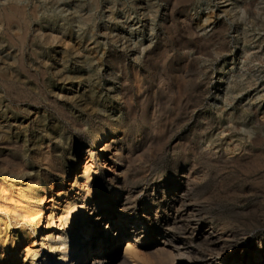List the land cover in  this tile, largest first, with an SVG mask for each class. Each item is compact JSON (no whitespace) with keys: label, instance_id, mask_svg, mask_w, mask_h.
Segmentation results:
<instances>
[{"label":"rangeland","instance_id":"1","mask_svg":"<svg viewBox=\"0 0 264 264\" xmlns=\"http://www.w3.org/2000/svg\"><path fill=\"white\" fill-rule=\"evenodd\" d=\"M188 2V18L190 19L194 32L199 35V37L208 39L213 30L221 29L219 41L223 46L221 48H216L218 50L213 47L210 49L211 52L209 55L202 57L197 55L195 51L193 52V50L187 52L188 55H185V57H189L190 59L197 58L198 56V59H196L198 61L194 63L196 73L191 74L193 80V77H195L193 81L194 86H188L187 88V95L191 94L192 98L188 104L185 102L181 105L182 107L176 109L173 100L170 102V106L166 107L162 105L159 108L160 112L157 113L160 135H147L148 137L146 138L144 134L147 132H142L141 139H139L135 145L130 143L133 149H139L137 154H142L144 157L147 156L142 161L140 160L137 162V165L140 166L143 173H141L140 179L135 183L136 185L134 184L131 188L133 191L142 190V194L144 195L136 202V210L139 216L148 214L153 220L156 216L155 210L157 206L149 205H153L154 202L156 203L154 200L156 196L165 197L167 187L180 186L186 179H189L188 177L191 176L194 179L199 175V169L193 174L187 162L193 161L191 152L182 151L181 158L175 167L169 166L164 169L162 173L153 171L154 154L158 153L161 148L167 152H175L177 149H182L184 145L194 146L198 140H208L211 139L213 135H219L220 127H213L211 132L206 133L204 136L200 135L208 126L203 121H208L209 124L216 123L218 119V110L223 109V114L227 117V115L238 113L247 107L249 109V115L247 117L249 125L257 122L264 113V35H261L259 32L250 33L244 24L236 29L235 24H229L230 17L224 15L230 9H233L234 6L242 7L243 0H231L230 3H218L217 0H211L210 3L209 0H189ZM110 7L111 4L105 0V3L102 5V10H105L104 15L106 17H111V19L101 21L96 25V35L94 38L90 39L86 37L83 41H78L74 33L65 35L62 37L63 43L54 41L49 43L46 49V55L42 57L46 61L45 66L47 67L50 65L51 70L54 72L63 71L64 61L66 59L68 60L66 76L71 77L73 81H65L64 78L61 77V79L51 82V90L57 94L58 103L66 110L64 112L65 115L62 116L63 119L59 117L48 118L49 114L43 107H37L33 104H22L23 109L30 111L29 115L24 118L22 116H17L15 119L10 117L6 120L0 119V126L4 128L3 135L7 134L12 140L16 139L17 142L29 140L27 144L29 145L30 143L32 146L34 142L36 147L38 146L37 140L44 137L46 143L49 142L48 144L51 147L57 148V139L60 138L63 130L62 128L65 125L63 122L67 120L73 123H84L91 118L99 121L100 127L104 130L111 129V134L100 144L92 148H90L88 144L82 146L79 152L78 167L81 169L84 166L89 169H96L98 172H103L102 170L104 167H112L113 163L115 164L112 160H106L102 155H99L98 158L94 157L91 160L92 162H89L90 159L83 160L88 150H91L93 156H95V154L104 147L105 143L113 144V141H116V145L114 143L113 147L117 148L121 144L119 139L127 140L126 134L123 131H117L109 124L116 116H121L122 114L126 115L128 109L120 101L113 99V97L118 96L120 92V80L117 78L120 77L121 74L114 71L116 69L110 65V61L107 59L110 54H121L125 57V62L128 63L129 66H134L136 70L141 72L143 68L142 60L145 54L147 51H151L152 48L157 46L160 41L162 43L163 41L168 42L170 55L173 56L178 54V46L173 40H175L174 38L180 30L177 26L179 23L166 29L169 23H165V11L167 9L165 0H131L129 6L125 5L124 0H120V2L116 4L115 12L106 11V9ZM177 17L178 15H176L175 18ZM44 31L50 32L52 36H60L58 27H49L44 29ZM70 49H72V52L69 57L67 54ZM5 51H7V49ZM179 53H181V51ZM137 56L142 57L140 64L135 63L134 58ZM209 58L211 59L210 66L205 62L209 60ZM172 59L173 58L165 61V66L163 65L166 69V79L168 81L173 75ZM158 69L146 72L144 74L146 76L144 77V82H146V80L148 82L151 81L153 79V73ZM14 72V70L10 71L9 74L11 75V73ZM201 73H203L202 79L200 78ZM89 77H94L91 83L89 82ZM78 80H80L79 84ZM233 85L236 87L232 90L231 87H233ZM152 88L156 89L155 84L152 85ZM63 97H69L70 99L65 101ZM73 97L77 99L73 101L71 99ZM81 97L84 99H80ZM152 104L153 103H151V105ZM97 109L100 110L99 113ZM151 111L150 109L148 110L149 113ZM9 116H11V114ZM39 121L43 122L40 126H37ZM226 124V119L221 120V127L226 126ZM53 126H58L59 131L52 132L51 129ZM48 134H50V136L47 138L46 135ZM225 135L226 133L223 134L222 137H225ZM25 136H27V138H25ZM217 147L220 146L217 145ZM262 152H264V150H262ZM262 152L261 150H256V153ZM23 160L26 161L24 157ZM86 162L89 163L85 165ZM232 162L241 166H246L249 175L245 176L244 172H240V175L244 177L245 180H255L261 176V172L256 171V169L260 168L261 164H264V161L254 158L245 159L234 157L232 158ZM213 163H216V161H213ZM35 166L37 167H35L33 171H37V169L42 170L38 165ZM113 167L120 168L122 167V163L114 165ZM13 175V173L11 174V172L6 171L4 175L0 176V187H2V185L8 186L14 182L15 179L10 178ZM105 178L104 175L103 179ZM71 179L68 182L73 184L74 179ZM21 181H23V184L27 183L25 177L22 178ZM241 183L243 184V181ZM26 187L27 185L22 186L24 190L28 188ZM158 187L162 189L156 190ZM58 190L59 188L54 189V191ZM253 190L254 185L250 183L243 184V192L247 193ZM110 191H112L111 186L106 185L103 189L99 190L100 193L98 192V198L101 199L102 206L108 211V207H105L103 203ZM76 192L77 190L73 188L68 195L70 196V204H66V198H63L60 201L61 207L55 205L57 208L55 212L51 214L52 219L54 218L55 225L57 224V218L62 217L68 207H73L79 202L78 197L80 196H76V200L74 201L71 199V197H75ZM15 196H17L15 192L12 196H9L7 192H0V204H15V206H17V197ZM10 199L12 201H10ZM188 199H190L188 202L195 204L192 202L190 196H188ZM46 200L47 201L43 202L40 208L37 209H34L32 205L29 208L18 205L22 213L25 212V214L28 213V215H33L32 217L35 222L33 225L27 221L26 226H17L21 219H14L11 214L6 213L5 210L2 215L0 214V249H9L10 251L13 248L12 243L15 245L17 244V237L19 238L21 231L23 230L25 233V237L22 240L23 244L19 247L20 250L15 254L13 260L11 258H0V264H59L55 262L57 256L52 253H49L47 262L44 261L46 258L44 253H48L50 241L53 239V236H57L55 231H51L48 228L49 222L46 218L50 216L52 202L51 199L46 198ZM13 201L16 203H13ZM142 204H147L146 210L143 209ZM226 207L231 209L237 216L234 215L235 217H232V215H228L221 219H214L203 212L205 216H203L204 222L201 228L206 229L208 224L211 223L219 230V228L222 227L221 225L225 224L229 230L233 229L232 231L234 232L244 233L240 237L241 240L239 245L241 248L238 252L241 251L245 243H248V245L254 244L252 248L256 250V238L260 235H264V228L254 229L250 224H252L254 220L252 218L258 216L259 211L264 212V206L240 195L227 202ZM251 207H253V209ZM147 209H150V211H147ZM160 210L161 208L159 211ZM86 211L87 209H84L82 215H85ZM252 211L256 215L253 214ZM4 213L8 215L5 216ZM118 215L120 214L116 212L115 216L117 219ZM214 215L215 213H213V216ZM158 216L159 219L155 221V228L161 227L160 218L164 216V213L160 212ZM135 218L136 215H134L131 220ZM249 219L252 221H249ZM131 220L130 222L133 221ZM140 222L143 223L145 220L142 219ZM127 227L129 228V225H127ZM144 231L145 234L140 236V241H138L137 244L139 245L140 251L142 250L144 264H149L150 262L153 264V250H156L159 246L156 245L157 242L155 239L157 238L160 240L163 235L151 233L148 227ZM70 232L75 235L74 238L76 241H80L84 237L81 223L73 226ZM112 233L113 231L110 230V235H104V238L107 239L105 241L111 240ZM51 234H53V236H51ZM43 238L47 240L41 241ZM127 239L129 238L126 237L122 242H118L115 251L116 255H122L124 244ZM95 240L96 243H101L102 241V239L98 238ZM39 245H42V251H40L38 255L33 256L32 251L40 249ZM25 249H27L28 252H25ZM92 249L93 248L89 246L88 249L86 248V252H92ZM228 250L229 248L223 251L227 252ZM113 255L110 254L107 257L112 258ZM260 257H262V261L264 262V253L260 252ZM89 259L90 258L85 259V263L83 264H88ZM219 263L223 264L222 261ZM237 263L238 262L235 264ZM225 264H231V262L226 260Z\"/></svg>","mask_w":264,"mask_h":264},{"label":"bare ground","instance_id":"2","mask_svg":"<svg viewBox=\"0 0 264 264\" xmlns=\"http://www.w3.org/2000/svg\"><path fill=\"white\" fill-rule=\"evenodd\" d=\"M165 1L167 3L165 23H169L167 26L165 24V26L166 29H169L176 23H179L177 26L179 27L180 32H178L177 35L175 34L176 37L173 41H175L178 46L177 51H181V53L178 52L176 55H170L167 44L168 42L163 41L162 43L160 41L157 46L152 48L151 51H147L145 54L142 60L143 68L141 72L136 70L134 66H129L128 63L125 62V57L121 54H110L107 59L110 61V65L116 69L114 71L121 74V76L117 78L120 80V92L118 93V96H122L125 99L132 97L136 102H139L143 96V93H140L139 89L148 83L147 80L144 82V77H146L144 74L160 68L161 65L166 63L165 61L173 58L171 60L173 75L169 78L170 83L166 85L165 89L160 90L159 92L152 87L149 92L150 96L158 95L160 97L158 103H153L151 105L150 102L148 107V110H152L149 113L150 115L154 113L156 114V120H158L157 113L160 112L159 108L162 105H168L167 102H169V100L170 102H172V100L175 102L173 104L176 109L182 107L181 105L185 102L188 104L192 98L191 94L187 95V88L188 86H194L193 81L195 80V77H193V80L191 74L196 73L194 63L198 61L196 60L198 59V56L197 58L190 59L189 57H185V55H188L187 52L193 50V52L195 51L197 55L202 57L209 55L211 52L210 49L213 47L216 49L223 46L219 41L221 29L213 30L208 39L201 38L194 32L187 12V4L189 3V0ZM176 15H178L177 18H175ZM242 25L243 24L241 23H237L235 24V28L237 29ZM55 37L57 36H52V38ZM52 38L49 39L48 44L53 42ZM15 74L17 73L14 72L11 73V75L8 73L9 77ZM18 75L21 82L25 83L28 87L33 86V82L28 81L23 72L18 73ZM68 80L71 82L73 81L72 79ZM79 83L80 80H78V84ZM235 87L236 86L233 85V87H231L232 90ZM173 93L175 94L174 98L172 97ZM123 105L126 106L125 104ZM4 107L5 111L0 113V119L4 120L8 117L15 119L17 116H22L24 118L30 113L27 109H23L22 105L19 106V108H9L7 101H5ZM240 112L241 111L233 114L238 116ZM10 114L11 116H9ZM64 115L65 113H62V116ZM261 120H264V113L260 119H258V121ZM42 122L43 121H39L37 126H40ZM158 123L159 122L157 121V124ZM219 123L221 125V120ZM158 128L160 129V127ZM220 128L219 135L222 137L226 132H223L222 127ZM51 130L52 132L59 131L58 126H53ZM110 134L111 129H103V131H100L99 133V138L93 141L90 137L81 136L73 131L71 133L73 146L70 151L67 149H61L59 145L57 148L51 147L48 144L49 142L46 143L44 141V137L37 140V147L34 142L32 146L30 143L28 145L27 142L29 140H22L19 142H17L16 139L12 140L7 134L4 135L5 138L3 140H0V169H7V172L9 171L17 177L21 176L22 171L31 173V175L15 179L14 182L8 186L2 185V187H0V192H7L9 196H12L14 192L17 193V196H15L17 197V204L25 208H29L31 205L34 206V209L40 208V205L47 201L46 198L51 199L52 204L50 216L46 219L49 222V230L55 231L57 236L54 237L53 234H51L53 239L50 241L48 253H44L46 256L44 261L47 262L49 253H52L57 256L55 262H58L59 264H83L87 258H90L88 264H144L142 250L140 251L137 242L140 241V236L145 234L144 230L148 227L151 230V233L163 235L160 240L157 238L155 239L157 242L156 245L159 246L156 250H153V264H170L168 258L174 255L177 256L174 264H220L219 262L221 261L225 264L226 260H229L231 264H235L236 262H238L237 264H264L262 257H260V252L253 250L252 247L254 244L248 245V243H245L242 246L241 251L238 252L241 248L239 243L241 240L240 237L244 234L243 232L237 233V231H232L233 229L229 230L225 224H222V227L219 228V230L211 223L208 224L206 229L201 228L202 223L204 222L203 216H205L203 215L201 206L188 202L190 199L185 195L188 190L189 179H186L180 186L176 185L174 187H167L165 197H155L154 200L156 203L154 202L153 205H149L157 206L154 220L152 217L150 218L148 214L145 216H139L138 211L136 210V202L141 199L143 195L142 190L133 191L131 188L137 183L141 177V173H143L140 166L137 165V162L140 160L142 161L147 156L144 157L142 154H137L139 149H133L127 140L119 139L121 144L117 148L113 147V144L116 141H113V144L105 143L104 147L101 148L95 156H93L91 150H88L86 151L85 158H83V160L90 159L89 162H92L91 160L94 157L98 158L99 155H102L106 160H112L115 162V164L113 163V166L122 163V167H104L102 170L103 172H98L96 169H89L84 166L80 169L78 167V158L81 147L88 144V146L92 148L104 141L110 136ZM147 135L149 136L150 134L148 132L144 134L146 138L148 137ZM46 136L48 138L50 134ZM25 138H27V136H25ZM222 140L224 141V153L226 156L229 147H239L238 145L232 144L229 133H226L225 137H222ZM256 150H261L262 152L264 149L259 147L253 149L250 146L244 147L245 153L252 151L258 156L260 153H256ZM61 152H63V156L60 155ZM25 156L28 158L26 161L23 160V157L25 158ZM69 156H71V158H69ZM234 157L252 159L247 155L241 156L239 152L233 154L231 160ZM89 162L84 164L87 165ZM187 162L192 171L193 161ZM35 165L41 167L42 170L37 169V171H33L34 168L37 167ZM192 173L195 174L196 171H192ZM104 175L106 177L105 179H103ZM24 177L27 180V183L25 184L21 181ZM71 178L74 179L73 184L68 182ZM26 185L28 188L26 187L27 189L24 190L22 186ZM106 185H110L112 188V191L108 193V196L103 203L105 207H108L109 211L102 206L101 199L98 198L100 193L99 190L103 189ZM56 188H59V190L54 191ZM73 188L76 189L77 192L75 193V197H71V199L74 201L76 200V196H80L78 197L79 199L77 198L79 202L73 207H68L64 215L57 218L56 226L53 220L54 218L52 219L51 217L52 212H55V209L57 208L55 205L61 207L62 205H60V201L63 198H66V204H70V196L68 195ZM158 189L160 190L162 188H156V190ZM10 201L12 200L10 199ZM14 201L13 203H16ZM18 205L15 206V204L5 203L0 204V208H3L6 213L11 214L14 219L20 220L21 218H25L28 223L33 225V223H35L32 217L33 215H28L27 212V214H25V212L22 213V210L18 208ZM142 205L143 209L146 210L147 204ZM160 208L161 210L159 211ZM251 208L253 209V207ZM84 209H87V211L85 215H82ZM147 211H150V209H147ZM116 212L117 214H120L118 215V219L115 216ZM160 212L164 213V216H161L160 218L161 227L155 228V221L159 219L158 215ZM2 213L3 212H0L1 215ZM259 213L261 212L259 211ZM253 214L255 213L253 212ZM6 215L8 214H5V216ZM134 215H136V218L132 219V221L131 218ZM142 219H144L145 222L141 223L140 221ZM130 220L132 222H130ZM249 221L252 220L249 219ZM256 222L258 221L253 220L252 224ZM79 223L82 225L84 237L80 241H76L74 238L75 235H73L70 230L73 226H76ZM127 225H129V228ZM110 230L113 231L111 234V240L105 241L107 239L104 238V235H110ZM24 237L25 233L22 230L19 238L17 237V244L15 245L12 243L13 248L10 251L9 249L3 250L1 248L0 253H5V258H11L13 260L15 254L20 250L19 247L23 244L22 240ZM126 237L129 239H127L124 244L122 255H116L115 251L118 242H122ZM96 238L102 239L101 243H96ZM256 239L257 241L264 242V235H260ZM45 240L47 239H41V241ZM41 246L40 249L32 251L33 256L38 255V253L42 251ZM89 246L93 248V251L91 250L92 252L88 253L86 252V248L88 249ZM228 248L229 250L227 252L223 251ZM25 252H28L27 249H25ZM110 254H114L112 258L107 257ZM149 264H151V262Z\"/></svg>","mask_w":264,"mask_h":264},{"label":"clouds","instance_id":"3","mask_svg":"<svg viewBox=\"0 0 264 264\" xmlns=\"http://www.w3.org/2000/svg\"><path fill=\"white\" fill-rule=\"evenodd\" d=\"M107 2L111 4V7L106 11L115 12L116 4L120 0H107ZM217 2L230 3L231 0H217ZM104 3L105 0H0V113L5 111L4 104L7 101L9 108H19L22 104H33L43 107L49 114L48 118H62V113L66 110L58 103L57 94L51 90V82L61 77L65 81L72 78L66 76L67 59L64 61V70L61 72L52 71L50 65L45 66L46 61L42 57L46 55L52 34L44 29L58 27L60 36L52 39L59 43L64 42L63 36L73 33L78 41H83L86 37L94 38L96 25L101 21L111 19L104 15L105 10H102ZM124 3L129 6L131 0H124ZM224 15L230 17V25L242 23L250 33L259 32L264 35V0H243L242 7L234 6ZM71 52L72 49L67 54L69 57ZM134 59L135 63L140 64L142 57L137 56ZM205 62L210 66L211 59ZM13 70L17 74L9 77L8 73ZM20 72L24 73L28 81L33 82L32 87L20 81L18 75ZM202 77L203 73L200 78ZM93 80L94 77H89L90 83ZM169 83L166 79V69L161 65L153 73V79L139 89L143 96L138 103L132 97L125 99L122 96H114L113 99L127 106L128 112L126 115L116 116L110 122V126L117 131H123L128 142L133 145L141 139L142 132H148L152 136L160 135L156 114L150 115L148 112L149 103H158L160 97L150 96L149 92L153 84L159 92ZM174 96L173 93L172 97ZM63 99L68 101L70 98L63 97ZM71 99L75 101L77 98ZM167 106H170V100ZM99 111L97 109L98 113ZM223 113V109L217 111L218 119L215 124L203 121L208 126L200 135L204 136L211 132L213 127H221L219 121L226 119L227 125L223 126L222 130L230 134L232 144L239 146L238 148L229 147L227 156L224 153V141L218 134L208 140H198L194 146L184 145L182 149H177L175 152H167L161 148L153 156V171L162 173L169 166L175 167L181 158L182 151L192 153V171L199 169V175L194 179L189 177L188 192L185 195L190 196L193 203L200 205L202 211L214 219L236 215L226 207V203L240 195L264 206V164L256 169L261 172L259 178L245 180L240 172H244L245 176L249 175L246 166H241L231 160V156L239 152L241 156L247 155L250 158L264 161V152L257 156L252 151L247 153L244 151L245 146L264 149V120L249 125L247 107L241 110L238 116L230 114L225 117ZM73 131L81 136L90 137L94 141L99 138V133L103 129L99 121L91 118L84 123H73L66 120L61 136L57 139L61 149L71 150ZM3 132V126H0V140L5 138ZM60 155L63 156V152ZM27 159L25 156V160ZM6 171L7 169H0V176ZM27 175L31 173L22 171L20 177L13 175L10 178L18 179ZM242 181L243 184L254 185V190L243 192ZM3 211L4 209L0 208V212ZM213 213H215L214 216ZM253 219L258 222L253 223L251 227L264 228V212L259 213ZM26 225L27 220L21 218L17 226ZM256 250L264 253V242L256 241ZM0 258H5V253H0ZM168 259L170 264H174L177 256L174 255Z\"/></svg>","mask_w":264,"mask_h":264}]
</instances>
